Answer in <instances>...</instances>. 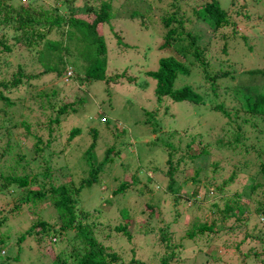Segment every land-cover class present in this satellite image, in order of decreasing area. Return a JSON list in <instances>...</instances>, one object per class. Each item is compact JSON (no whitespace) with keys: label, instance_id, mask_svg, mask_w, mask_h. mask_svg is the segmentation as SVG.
<instances>
[{"label":"rangeland","instance_id":"rangeland-1","mask_svg":"<svg viewBox=\"0 0 264 264\" xmlns=\"http://www.w3.org/2000/svg\"><path fill=\"white\" fill-rule=\"evenodd\" d=\"M207 1L180 0L179 3L184 9L190 11L191 8L200 6ZM171 2V0L155 1V3L152 0L113 1L114 8H117L121 12L120 15L125 16V19H128L132 12L137 11L143 14L142 19L145 21V25L139 27V25H135L140 24L139 17L136 19L138 23L135 24L128 23L126 20H115L113 22L115 25L114 31L119 32L122 38L121 44L116 43V40L110 41L113 34L110 35L105 30V34L107 32L108 47L110 53L112 52L110 59L112 67L109 70L113 72H108L109 77L119 76L108 85L118 94L114 96L117 101L115 107L110 104H113V99L107 96L104 86L100 84L101 82L82 84L77 81V78L75 79L76 81L72 82L65 81V77L57 80L52 79L49 75L40 76L43 69L39 66L31 65L29 59H26L23 53L26 49H29L35 58L36 51L40 49V44L37 47H28L21 38L22 32L16 31L13 26L6 28L8 29V42L12 46V53L8 54L4 59H0V81L10 82L15 78L19 65L25 72V77L23 78L25 84L9 95L16 102V111L15 108L4 107L0 102V164L4 166V169L9 170L11 165L16 162L19 167L15 170V173L28 175L30 179L36 178L37 183L46 188H49L51 184L57 186L65 184L70 187L80 186L84 180L90 177V172L92 171V167L82 157L83 153L94 142L93 136L86 133L95 126L98 114L102 115L101 123L103 124L106 123L104 120L106 117L111 119L109 126H102L105 130L103 140L95 143V149H93V154L95 155L93 158L96 159L95 165H98L106 159L107 150L111 147L113 151L108 157L110 161L98 172V181L94 182L92 186L84 187L81 191L80 200L78 199L76 202V213L81 217L85 213H91L89 217L83 220V223L95 224L99 241L109 248H107L109 252H116L122 256L127 264H132L133 258L135 264L140 262L143 264H160V257L166 253L165 243L161 242L163 247L158 248L159 244L152 242V233H156V238H160L163 235H168V237L172 235L170 242L173 243L175 240H179L181 235L183 236V230L191 228L193 220H196L197 216L201 214L199 212L200 209L196 211L195 208L197 207L193 208L192 201L181 200L174 207L176 212L177 210L179 211V216L173 213L158 217L150 216L151 209L147 208V205L152 196L150 193L139 196L141 184L131 188L129 192L132 193L128 192L124 195L114 194L125 177L129 176L132 168L134 167L133 170L136 171L138 167H142L141 162H144L148 170L162 167L164 174H158L159 177L156 176L154 179L157 182H162V185L154 187V189L159 190L160 193L163 192L164 195L166 194L163 197V201L166 204L171 203L173 199L169 198H172L175 194L173 191L167 192L165 190L169 184L165 171L168 172L170 170L169 155L167 154L169 149H165V142L170 140L176 145L180 143L179 139L185 138L189 140L195 134L204 133V141L208 144V136L213 131V134H215L220 128L217 135H222L223 138L218 137L220 138L218 140H221L223 145H227V142H233L231 138H234L233 134L237 132L233 113H230L229 117L224 115L222 116L223 118H220L219 115L212 116L211 113H206L207 110L202 107L198 108L191 103L190 105L188 102L172 103L171 101L166 102L169 106L167 113L165 112L167 110L166 105L162 103L159 106L153 98L154 81L146 75L147 71L157 70L158 60L164 54L176 55V52L171 47L164 50L159 48L163 42L162 33L165 31L161 26L160 17L163 15V10L174 11L175 7H171ZM29 4L35 7L37 13L45 10H56L65 17L83 15L85 20L91 22L94 18V12H91V8L95 5L98 6L100 0H22L20 3V5L24 6ZM148 8L150 12H147ZM229 13L235 22L233 25L214 33L210 30L207 32V30L201 29L197 31V34L212 40L214 36L232 34L233 29L237 28L238 32H240L239 36L249 35L248 42L255 46V50L249 52L247 50L248 46L241 44L230 47L226 54L220 52L219 49L216 52L214 50L215 53L209 59L212 70L232 72L235 79L229 78L221 81L219 88L220 98H214L213 93H209V101L213 104L224 101L223 95L232 86L245 84V81L253 82L248 71L264 61V5L256 8L252 7V5L247 6V0H236L230 6ZM145 16H150V18L147 19ZM1 17L0 19L3 18ZM188 27L190 29L191 24ZM47 38L52 40L61 39L62 37L59 29L55 27ZM259 40L262 41L257 44ZM217 47H219V43H216L215 48ZM256 49L262 51V53H256ZM148 57L149 60H147ZM29 75H36L37 77L27 79L26 77ZM241 75L242 78H239ZM137 78H142L140 80L141 83L145 82L144 79L147 80L148 88L146 90L133 86L130 79ZM255 83L260 85L259 82L251 84ZM254 88L256 90L261 89L257 86H254ZM51 90L57 92L55 99H52L55 104L54 108L46 104L48 100L46 97L32 99L36 93L51 94ZM211 103L209 104L212 105ZM225 103L229 111H232L231 108L237 105L235 100L232 103L228 101ZM70 104H73L72 107L77 110V113H74L70 107L69 113L61 116L59 124L54 123V118L58 114L56 110L59 107ZM3 108L6 110L5 112ZM144 109L148 112L156 113L151 120L144 112H141ZM198 114H200V118H197ZM239 117L243 119L242 115ZM217 118H220L222 122ZM171 126L178 128V136H173ZM74 128L80 129L81 133L70 139V134ZM263 129L264 127H262ZM256 130L257 127L253 125L252 121H249L244 126V133L247 136L244 139L248 146L244 145L243 141L242 145L249 149L246 155L244 149L238 147L235 152L228 153V156L236 157V162H238L237 156H240L242 163L251 158L255 159L254 153H257L258 146H254L256 149H253L250 144L256 142V138L260 139V143L264 142V132L262 134L258 132L257 134ZM226 131L231 134L230 140H228L230 136L227 135V138L223 136ZM7 133H10V142L13 147H9V150L3 153L5 144H8L9 137L5 135ZM215 144L216 142H212L210 146L215 148ZM235 146L234 144L233 147ZM219 159L222 165L219 172H217L218 175L216 174L215 177L218 182H222L234 174V171L232 163L226 162L224 158L225 161L220 157ZM48 167L51 170H48ZM186 169L187 171L183 172L184 175L192 173L191 169ZM259 169L260 167L257 166L252 167V172L254 175L258 174L262 183L253 194L254 196H258L260 188L264 186L263 175L259 173ZM182 177L185 180L183 175ZM255 182H258V180ZM185 188L181 189L178 194L190 193V189ZM12 197L14 198L15 195ZM153 202L151 200V204H154ZM127 204L135 207L138 205L139 208L145 209L147 213L142 216L134 215L132 218L123 219L118 212V208H122ZM12 205L13 199L6 203L0 202V221L3 219L4 213ZM50 205L49 201H44L39 204L38 208L26 207L22 214L10 218L2 225L0 224V263L51 264L49 258L44 256L43 247L47 240L42 238L41 235L36 236L35 232H33L24 241L20 240L22 234H25L40 221L45 220L52 224L57 222L56 217L50 211ZM200 205L201 210L206 212V217H208V205L204 201ZM3 207H6V209H2ZM254 208L253 203L249 208L253 214L255 213ZM176 218L177 220H175ZM202 220L208 221L207 218ZM259 220H261V217H259ZM124 223H128L130 228L134 227L132 235L135 238L130 243H128L126 237L123 238L124 234L116 231V227ZM251 225L250 229L253 230L254 224ZM36 230H40V228L36 227ZM139 230L142 232L147 230L151 234L139 237ZM213 235L212 232L206 233L201 238L197 237L198 240L194 243L185 240V249L181 250L179 263L172 262V264H263V245L245 242L241 250L237 251L235 244L243 237V234H241L236 237L237 239L231 241H228L226 236L223 235V238L226 239L218 240L216 246H211L210 237ZM138 237L139 239H136ZM65 239L58 246L59 241L54 243L52 237L51 246L53 248H63L68 243L69 238L66 236ZM1 240H4L5 243ZM152 247L154 248V253ZM250 248H255V251L260 252L259 257L252 255L250 258H246L245 253ZM125 249L127 252L131 251L128 257L125 256ZM132 249L134 252H132Z\"/></svg>","mask_w":264,"mask_h":264},{"label":"trees","instance_id":"trees-1","mask_svg":"<svg viewBox=\"0 0 264 264\" xmlns=\"http://www.w3.org/2000/svg\"><path fill=\"white\" fill-rule=\"evenodd\" d=\"M21 1L0 0V17L1 15L3 17L0 19V59H4L8 54L12 53V46L8 42V29L6 28L13 26L16 31L22 32L21 38L26 42L28 47H37L40 44V49L36 51L35 58L29 49L23 52L31 65L39 66L43 69L40 76L49 75L52 79L57 80L65 77V81L72 82L76 81L75 79L77 78V81L82 84L101 82L100 84L104 86L107 96L113 99V104H110L112 107H115L117 101L114 96L118 94L108 85L119 76L109 77V73L113 71L109 70L112 67L110 61L112 52L110 53L108 47L107 32L110 35L113 34L110 41L116 40V43L121 44L122 38L119 32L114 31L115 25L113 22L115 20H126L128 23L135 24L138 23L136 19L139 17L140 24L135 25H139L140 27L145 25V21L142 19L143 14L134 11L128 19H125V16L120 15L121 12L117 8H114V0H100L98 6L95 5L93 6L94 8H91V12H94V18L89 22L83 18V15L79 17L73 15L65 17L56 10H45L37 13L32 4L27 6L20 5ZM131 1L134 2V0H125V2ZM152 1L155 3V1L159 2L161 0ZM171 1V7H175L174 11L163 10V15L160 17L161 26L165 31L162 33L163 42L159 48L164 50L171 47L176 52V55L164 54L158 60V69L147 71L146 75L154 81L153 98L159 106L162 103L166 105L167 110L165 112L167 113L169 107L166 103L167 101H171L172 103L188 102L189 104L196 105L198 108L202 107L207 110L206 113H211L212 116L219 115L220 118H223L222 116L224 115L229 117L230 113H233L237 132L233 134L234 138H231L229 130L223 133L224 138H227L228 135L230 136L228 140L230 138L233 139V142L229 141L226 143L227 145H223L222 141L218 140L223 138L222 135H217L220 128H218L215 134H213V130L217 128L212 130L211 137L208 136V144L204 141V133L195 134L189 140L185 138L179 139L180 143L176 145L170 140L165 142V145L163 144L165 149H169L167 154L169 155L168 163L170 170L168 172L165 171L169 184L165 190L167 192L173 191L175 194L172 198H169L173 199L171 203L166 204L163 201V197L166 194L164 195L163 192L161 194L159 190L154 189V187L162 185V182H157L154 179L156 176L159 177L158 174H164L163 168L160 167L155 170L150 168L148 170L144 162H141L142 167H138L136 171L133 170V167L129 176L125 177L122 184L114 192L116 195H124L131 188H134V186L141 184L139 196L146 193L151 194L152 198L147 208L151 209L149 215L155 217L171 215L172 213L179 216V211L177 210L176 212L174 207L181 200L187 202L190 200L193 203V208L197 207L195 208L196 211L200 209L199 212L201 214L197 216L196 220H193L190 229L182 231L183 236L181 235L179 240H175L172 243L170 242L173 237L172 235L168 237L166 234L167 236L163 235L160 238H156V233H152V242L155 244L157 242L159 244L158 248L163 247L161 242L165 243L166 253L160 257V264L179 263L181 250L185 249V240L194 243L198 240L197 237L201 238L210 232L214 234L210 237L211 246H216L218 240L226 238L228 241L235 240L241 234H243V237L235 244L237 251L241 250L245 242L264 246V186L260 188L258 196L253 195L262 183L258 174L254 175L252 172L253 166L260 167L259 173L263 175L262 178L264 179V142L260 143V139L256 138V142L250 144L253 149H256L254 146H258L257 153H254L255 159L251 158L242 163L240 156H237L238 162H236V157L228 156V153L235 152L238 147L244 149L245 155L249 152V149H246L242 145V141L244 145H247L244 139L247 137L246 133H244V126L249 121H252L253 125L257 127V134L258 132L259 134L264 132V129L262 130V127H264V61L258 63L248 71L253 82L245 81V84L234 85L229 90H226L225 95H223L224 101H220L218 104L211 103L209 101V93H213L214 98H220L219 88L221 81L229 78L235 79L232 72L212 70L210 67L211 61L209 60L211 56L218 49L220 52L226 54L230 47L237 46V44L247 45L249 52L254 51L255 46L249 44V35L239 36L240 32H238L237 28L233 29L232 34L214 36L212 40L202 37L201 34H197V31L201 29H205L207 32L210 30L214 33L233 25L235 22L229 13V8L236 0H208L200 6L191 8L190 11L183 8L179 3L180 0ZM249 5L257 8L264 5V0H247V6ZM147 12H150V9ZM145 18L149 19L150 16H145ZM190 24L191 28L189 29L188 25ZM55 27L59 29L62 38L51 40L47 36ZM105 30H107L106 34ZM261 41L259 40L257 44ZM216 43H219V47L217 48H215ZM220 43H222L221 46ZM256 53L259 54L262 51L256 49ZM147 60H149V57ZM17 70L15 78L10 82L0 81V88H2L0 90V102L6 108H15V111L16 102L9 95L15 89L25 84L23 82V78L25 77L23 68L19 65ZM32 77L36 78L37 76L29 75L26 78L30 79ZM239 78H242V75ZM141 79H130V81L133 83V86L146 90L148 88L147 80L143 78L144 84L141 83ZM254 82H259L260 85H256V83L251 84ZM254 86L262 90H256ZM100 92L102 93L101 89ZM56 96L57 92L51 90V94L36 93L32 99L46 97L48 98L46 104L54 108L55 104L52 99H55ZM234 100L237 102V105L233 108L230 107L232 111H229L225 102L232 103ZM72 106L73 104L59 107L56 110L58 114L54 118V123L59 124L61 116L68 114L70 107L74 113H77V110ZM3 111L5 112L6 110L3 108ZM141 112L150 117V120L156 114L148 112L145 109ZM241 115L243 119L239 117ZM101 116V114L97 115L95 126L86 133L93 136L94 142L83 153L82 157L92 167V171L90 172V177L84 180L80 186L70 187L65 184L58 186L51 184L49 188H46L39 185L36 178L30 179L28 175L15 173V170L19 167L16 162L11 165L9 170L4 169V166L0 164V202L6 203L13 199L12 207L7 212H3L4 217L0 221L1 225L10 218L22 214L26 207L38 208L40 203L44 201L50 202V211L56 217L57 222L52 224L45 220L40 221L25 232V234H22L20 240L24 241L33 232H35L36 236L41 235L42 238L47 240L43 247L45 253H43L44 256L49 258L51 264H127L122 256L116 252H109L107 250L108 247L99 241L95 224L83 223V220L89 217L91 213H85L83 217L78 216L76 213V202L79 199L81 191L84 187L92 186L94 182L98 181L97 174L110 161L108 157L113 151L109 147L106 159L100 164L95 165L96 159L93 158L95 156L93 154L95 143L103 140L105 130L102 126H109L111 122V119L106 117L104 119L106 123H101L103 119ZM197 118H200V114H198ZM220 118L217 119L220 120ZM220 121L222 122V120ZM14 125L16 126V124ZM172 129L173 136L177 135L178 128L172 127ZM80 133V129L74 128L69 138L73 139L75 135ZM5 135H8L9 138L8 144H5L3 153L7 152L9 147H13V144L10 142V133ZM161 142L164 143L163 140ZM212 142H216L215 148L210 146ZM234 144L236 145L235 147H233ZM219 157L224 158L228 163H232L234 171V174L222 182H218L215 177L216 174L218 175L217 172H219L222 165ZM186 168L191 169L192 173L184 175L183 172L187 171ZM47 169L51 170L50 167ZM182 175L185 177V180ZM257 180L258 182H255ZM184 188L190 189V193L186 192L184 195L178 194ZM13 195H15L14 198L12 197ZM151 200L154 201V204H151ZM203 201L208 205V217H206V212L200 208V203ZM253 203L255 206L254 214L256 216L249 210L250 205H253ZM2 209H6V207ZM118 212L123 219L132 218L134 215L142 216L147 213L145 209L139 208L138 205L135 207L131 204H127L122 208L119 207ZM259 217H261V220H259ZM204 218H207L208 221H203L202 219ZM251 224H254L253 230L250 229ZM36 227L40 228V230H36ZM133 229L134 227L130 228L128 223L116 227V231L124 234L125 236H122L128 239V243L135 238L132 235ZM149 234L151 233L147 230L143 232L138 231L139 237H145ZM223 235L226 238H223ZM66 236L69 238L68 243L63 248L58 247L60 243L66 240ZM52 237L54 243L59 241L58 248L51 246ZM139 237L136 239H139ZM1 241L5 243L4 240ZM254 249L250 248L245 253L246 258H250L252 255L259 257L260 252ZM152 250L154 253L153 247ZM132 252H134L133 249ZM124 253L128 257L131 251L127 252L125 249ZM262 263L264 264V259ZM132 264H135L134 258ZM138 264L143 263L140 262Z\"/></svg>","mask_w":264,"mask_h":264},{"label":"clouds","instance_id":"clouds-1","mask_svg":"<svg viewBox=\"0 0 264 264\" xmlns=\"http://www.w3.org/2000/svg\"><path fill=\"white\" fill-rule=\"evenodd\" d=\"M53 241H54V239H53Z\"/></svg>","mask_w":264,"mask_h":264}]
</instances>
